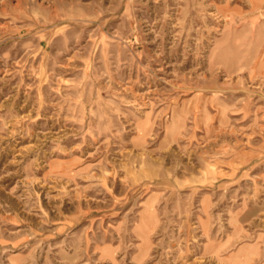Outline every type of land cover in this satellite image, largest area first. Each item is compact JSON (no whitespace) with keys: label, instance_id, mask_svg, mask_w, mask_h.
I'll return each instance as SVG.
<instances>
[{"label":"rangeland","instance_id":"obj_1","mask_svg":"<svg viewBox=\"0 0 264 264\" xmlns=\"http://www.w3.org/2000/svg\"><path fill=\"white\" fill-rule=\"evenodd\" d=\"M0 264H264V0H0Z\"/></svg>","mask_w":264,"mask_h":264}]
</instances>
